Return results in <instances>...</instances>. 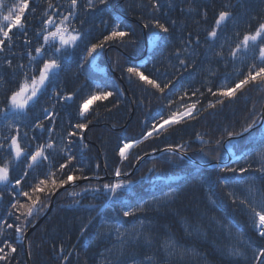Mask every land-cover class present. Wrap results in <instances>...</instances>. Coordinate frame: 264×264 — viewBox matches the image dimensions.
I'll return each instance as SVG.
<instances>
[{
    "label": "snow or ice",
    "instance_id": "snow-or-ice-1",
    "mask_svg": "<svg viewBox=\"0 0 264 264\" xmlns=\"http://www.w3.org/2000/svg\"><path fill=\"white\" fill-rule=\"evenodd\" d=\"M108 3L109 0H67L65 6L64 3H54V0H15L7 5L5 0H0V55H3L5 69V72H0V202L7 201L6 207L0 209V264H12L16 260L18 243L27 239L26 233L30 227H35L36 217L50 209L53 197L60 190L75 188L80 182H84L85 187L79 192H68L69 196L76 198L81 194H92L94 199H99L103 195L108 201H119L123 205L121 210H112L115 215L108 213L100 217V230L97 232L101 239H111L115 235L119 255L112 264H160L164 257H167L168 264H191V258L199 254L171 236L160 246L163 252L160 260L151 255H141L139 251L130 252V248L151 249L155 237L147 231L149 225L143 220L128 229L124 228L126 221L121 219L122 216L137 220L138 213H144L149 204V201L140 200L136 207H132L123 201V195L128 194L132 185L137 183L127 179L133 169L157 152L167 153L165 162L171 165L176 162L175 157H179L180 161L189 159L190 151L199 153L201 159L207 160L220 173H230L236 177L231 180L226 175L222 176L219 183L226 190L224 195L233 209L247 217L255 239L249 236L245 241L242 236L232 232L230 223L221 224V230L230 241L222 249L229 258V264H241V260L247 264L249 250L253 252L252 264H264V188L256 184L254 176L248 179L249 174L254 172V163L258 164L255 172L264 179V136L257 141L252 135L257 129L264 130V104L259 109L253 104L246 110L239 130H235L234 126H225L218 129L220 135H209L208 139L196 132L195 140L201 145L198 149H193L191 142L181 139L178 143H166L163 149L153 147L151 152L133 154L131 151L144 141L166 140L178 128H186L192 122H197L204 113L213 114L239 100L249 89L264 90V13L249 16L245 30L240 31V17L231 2L221 3L210 24L207 5L202 9L197 8L196 14L207 25L201 30L203 41L199 32L185 33L181 27L178 43L165 56L171 72L166 68L161 73L154 66L146 74L144 69L150 62L147 58L143 63L125 61V64H121L119 59L113 60L114 70L118 68L121 77H126L141 92L155 96L159 106L152 122L148 123L147 118L143 122L139 138H120L116 146L120 163L112 170V179L92 184L91 181L102 178L91 169L90 174L85 173V166H82L84 158L74 149L84 144L86 133L93 125V120L89 119L93 115L91 106L99 101L101 104L97 106H103L106 112L111 113L119 107V97L124 92L123 89L114 88V82L98 75L106 70L99 67L97 58L112 46L132 49V54H135L138 45L133 38L134 33L122 27L119 19L110 26L108 21L101 20L105 28L98 38L84 30L87 16ZM139 7L142 11L140 27L148 30L147 44L157 50L166 47L177 29V20L161 18L165 9L161 0H146ZM192 11L189 8V14ZM28 15H32L34 21H39V27L33 29L35 42L28 36ZM230 23L234 28L231 35L228 34ZM17 33L23 36L24 51L14 63L16 53L12 48L15 46L14 40L19 38ZM81 45L84 55L79 57L77 68L88 72V79L69 89L66 82L60 80V72L69 61L70 54H74ZM25 58L27 63L24 62ZM230 64L234 67L235 75L225 72L221 84L213 85V80L220 78V67L227 69ZM237 64L239 68L235 67ZM197 68L200 73H197ZM8 72L11 78H6ZM201 74V87H194L197 76ZM185 80H188L187 84ZM85 88L88 89L87 93L81 95ZM174 92L177 99H168ZM78 96L81 98L76 104L75 116L69 113L67 127H62L58 123V108H70L69 102L76 103ZM207 97L212 99H207L206 104L202 103ZM109 104L111 107L107 106ZM165 111L167 115L163 114ZM30 113L35 114L30 116ZM95 116L98 117L99 113L96 112ZM246 135L254 148L235 156L234 150L240 147L238 141H243ZM221 150L235 156V159L229 157L232 164L239 165L244 161V165L229 166L223 160ZM133 155L134 160H130ZM250 157H254L251 162ZM125 162L129 164L128 170L122 167ZM95 168L99 169L100 165L97 163ZM148 172L155 173V179L168 189L166 192L163 188L159 189L161 197L153 196L152 202L166 206L176 195V189L165 182L166 174L155 165ZM144 178L140 177L141 180ZM241 181L246 185L242 191L229 190L233 184ZM73 205L95 210L92 204L82 205L81 199H74ZM10 219L11 223L8 222ZM91 223L90 219L89 224L81 227V235L85 234ZM211 223L220 222L213 218ZM59 251L64 252L63 245ZM71 254L69 252L63 256L64 264H70Z\"/></svg>",
    "mask_w": 264,
    "mask_h": 264
},
{
    "label": "trees",
    "instance_id": "trees-1",
    "mask_svg": "<svg viewBox=\"0 0 264 264\" xmlns=\"http://www.w3.org/2000/svg\"><path fill=\"white\" fill-rule=\"evenodd\" d=\"M14 2L15 0H5L7 5ZM38 2H42V0H38ZM222 2H231L235 6V12L240 17L238 24V30L240 31L245 30L249 16L264 13V0H161V3L165 5V9L162 15H158H161L162 19L177 20V29L173 31L167 46L159 50L148 44L146 45L145 38L148 39V30L140 27L139 17L142 15V11L139 5L146 3V0H109L106 6H100L98 11L87 16L84 30L90 31L92 37L98 38L104 30L105 25L101 23V20L108 21L110 26L111 23L119 19L122 22V27L131 30L134 33L133 38L138 42L135 54H132V49H121L118 46H112L101 53V56L97 59L99 67L106 70L98 75L114 82V88L123 89L124 92L119 97V107L113 109L111 113L106 112L103 106L98 107L97 105L101 104L99 101L91 106L90 112L93 115H90L89 119L93 120V125L86 133L84 144L74 149L84 158L82 166H85V173L90 174L89 169H91L103 178L99 181H91L92 184L109 182L112 179L111 172L120 163L116 155V146L120 138L123 136L139 138L143 129V122L147 118L148 123H151L159 106V101L155 96L141 92L140 88L130 83L126 77L122 78L120 70L118 68L114 70L112 61L119 59L121 64H125V61L143 63L147 58L150 62L147 63L144 69L146 74L153 70L154 66L159 68L161 73L166 68L171 72L172 69L168 68L165 56L171 51L173 45L178 43V37L181 34L179 29L183 27L185 33L192 32L196 34L199 32L203 41L201 30L207 25L196 14L195 10L197 8L202 9L204 5H207L208 23L210 24L215 10L220 8ZM54 3H64L67 6V0H54ZM189 8L193 10L191 14H189ZM181 9H184L183 13ZM39 11L40 9H38V13ZM27 19L30 21L28 36L35 42L33 29L39 27V21H34L32 15H28ZM233 30V25L230 23L228 34L231 35ZM17 36L19 38L14 40L15 46L12 48V51L16 53L14 63L20 59L21 53L24 51L23 36H20L19 33H17ZM82 55H84L83 45L74 54H70L69 61L60 72V80L66 82L69 89L83 84L88 79V72L77 68L79 57ZM2 62L3 55H0V72H5ZM24 62L27 63L26 58ZM173 63L175 62L173 61ZM235 67L239 68L240 65L237 64ZM196 71L200 73L199 68ZM225 72L235 75L234 67L231 64L227 69L220 67V78L213 80V85L221 84ZM202 75L197 76L194 87H201L199 79ZM6 78H11L10 72L6 73ZM184 83L187 84L188 80H185ZM201 90L204 89L201 88ZM87 91L88 89L85 88L81 95H85ZM262 97H264V90L249 89L239 100L213 114L204 113L197 122H192L186 128H178L176 132L167 136L166 140L144 141L131 151L133 154L151 152L153 147L163 149L166 143H178L181 139L191 142L193 149H198L201 145L199 141L195 140L196 132L204 134V138L208 139L209 135H220L218 129H223L225 126H234L235 130H239L246 110L251 108L253 104L259 109L261 104H264ZM80 98V96L75 98L76 103L69 102L71 104L70 108L65 109L63 106L58 108L60 112L58 123L62 127H67L70 119L69 113L75 116L76 104ZM168 99H177V94L174 92ZM207 99L212 98L207 97L202 103L206 104ZM164 103L166 104L167 100ZM107 106L111 107L110 104ZM36 111H38V108ZM96 112L99 113L98 117L95 116ZM34 114L30 113V116ZM163 114L167 115V111ZM73 122L76 121L73 120ZM252 135L259 141L264 136V130L257 129ZM85 144L87 147H84ZM238 144L240 147L239 150H234L235 156H239L241 151L254 148L253 145L249 144L247 135L243 141H238ZM188 155L191 158L184 161H180L179 157H175L176 162L169 165L165 162L168 157L167 153L153 154L151 158L146 159L127 177V179H132L137 183L132 185L128 194L123 195L124 203L136 207L137 202L146 200L149 201V204L146 205L144 213H138L135 221L131 217L124 218L121 216V219L126 221L124 228L130 229L133 224L143 220L146 225H149L147 231L155 237L151 249L137 250L130 248L129 251H139L141 255H151L154 259L160 260L163 255L160 246L165 239L171 236L184 247L199 254L191 258V264H229V258L223 254L222 249L230 241L226 239L225 233L221 230V224L230 223L232 232L242 236L245 241L249 236H252L253 240L255 239L247 217L233 209V206L224 195L226 190L219 183L222 176L226 175L231 180H235L236 177L230 173H220L212 165H204L203 163L208 162L201 159L199 153L194 154L190 151ZM221 156L225 161L228 158V153L221 150ZM235 156L233 159H235ZM249 159L251 162L254 157ZM130 160H134V155L130 157ZM97 163L100 165L99 169L95 168ZM105 165H107V168ZM153 165L166 174L165 182L176 189V195L166 206H160L152 202L153 196L161 197L162 193L159 189L163 188V191H168L167 188L163 187L161 181L155 179V173L148 172V169ZM243 165L244 161H241L239 165L229 163V166L233 167ZM122 167L128 170V162H125ZM257 167L258 164L254 163V172L249 174L248 179H252L254 176L256 184L264 188V179H261L260 174L255 172ZM141 176L145 178L141 180ZM167 177H171V179H167ZM83 187H85V183L80 182L75 188L68 187L67 191L61 190L56 196L48 216L29 234L28 251L31 264H64L62 258L64 255H68L69 252L72 253L69 257L70 264H112L113 259L118 257L119 245L116 242L115 235L113 234L111 239H101L97 232L100 230V217L106 216L108 213L115 215L112 210H121L123 205L119 201H108L103 195L99 199H94L92 194L87 196L81 194V197L76 198L68 195V192H79ZM245 187L246 185L241 181L238 184H233L229 190L234 189L239 192ZM74 199H81L82 205H94L95 210L89 211L81 205H73ZM45 203H48V201H45ZM6 205V200L0 202V209H4ZM41 216L36 217L35 222ZM213 218L220 223H211ZM90 219L92 223L85 230V234L81 235V227L89 224ZM8 222L11 223L12 220L10 219ZM186 228L188 229L187 232L185 231ZM12 236L13 242H15L14 234ZM232 242L234 243V241ZM61 245L64 248L63 253L59 251ZM18 253L12 264H17V262L18 264H26V252L23 242L18 243ZM252 255L253 252L249 250L247 264H252ZM160 264H168L167 257L160 260ZM241 264H244L243 260H241Z\"/></svg>",
    "mask_w": 264,
    "mask_h": 264
},
{
    "label": "water",
    "instance_id": "water-1",
    "mask_svg": "<svg viewBox=\"0 0 264 264\" xmlns=\"http://www.w3.org/2000/svg\"><path fill=\"white\" fill-rule=\"evenodd\" d=\"M146 40V45H147V37L145 38ZM132 58V57H131ZM118 76V75H117ZM119 78V77H118ZM157 153H162V152H157ZM156 154V153H154ZM153 155V154H152ZM231 156L230 153H228V158L225 160V162H227L228 164L231 162V160L229 159V157ZM191 158V157H189ZM234 156H231V159H233ZM215 163V162H214ZM204 165H211L210 163H203ZM134 171V169L132 170V172ZM131 172V173H132ZM103 179V178H102ZM61 191V190H60ZM58 195V194H57ZM56 195V196H57ZM55 197H53V200L51 201V206H50V209L49 210H46V212L35 222V227H30L28 232L26 233V236H27V239L25 241H23L24 243V247H25V252H26V264H31L30 263V256H29V251H28V236L29 234L42 222L44 221V219L48 216V214L50 213L53 205H54V201H55Z\"/></svg>",
    "mask_w": 264,
    "mask_h": 264
}]
</instances>
